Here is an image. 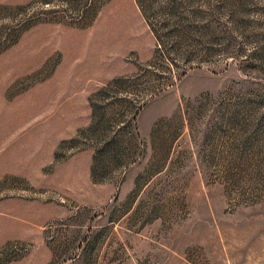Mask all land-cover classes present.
<instances>
[{"label": "rangeland", "instance_id": "obj_1", "mask_svg": "<svg viewBox=\"0 0 264 264\" xmlns=\"http://www.w3.org/2000/svg\"><path fill=\"white\" fill-rule=\"evenodd\" d=\"M0 264H264V0H0Z\"/></svg>", "mask_w": 264, "mask_h": 264}]
</instances>
